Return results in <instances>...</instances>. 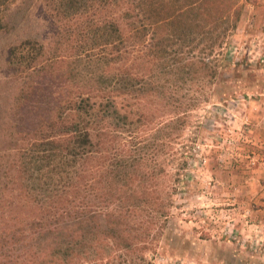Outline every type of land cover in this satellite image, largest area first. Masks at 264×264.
Returning <instances> with one entry per match:
<instances>
[{
    "label": "rangeland",
    "instance_id": "374dc122",
    "mask_svg": "<svg viewBox=\"0 0 264 264\" xmlns=\"http://www.w3.org/2000/svg\"><path fill=\"white\" fill-rule=\"evenodd\" d=\"M227 3L239 18L213 46L215 63L206 70L190 65L205 57L204 44L177 38L174 28L132 37L121 66L113 65L99 27L115 16L114 0L0 5V264L18 255V245L4 239L19 230V213L36 214L22 203L34 207L47 195L40 189L67 181L64 173L36 170L14 128L67 118L69 99L79 94L96 102L88 164L98 171L89 170L85 182L91 194L120 188L126 197L106 201L144 200L164 211L141 214L143 242L132 237L130 254L144 259L135 263L264 264V0ZM25 50L33 63L19 61ZM112 254L120 264L119 252Z\"/></svg>",
    "mask_w": 264,
    "mask_h": 264
},
{
    "label": "trees",
    "instance_id": "16d2710c",
    "mask_svg": "<svg viewBox=\"0 0 264 264\" xmlns=\"http://www.w3.org/2000/svg\"><path fill=\"white\" fill-rule=\"evenodd\" d=\"M7 1L0 0V5ZM230 4L227 0H114L116 9L119 11L124 8V11L118 13L115 9V16L102 19L99 28L104 43L101 46H110L109 50L113 54L111 62L120 67L125 54L122 48L129 39L135 36L142 39L146 29L166 31L167 28H174L178 31L177 38L204 44L202 52L205 57L196 55L190 65L198 70H206L210 64L215 63V60L209 61L213 55V46L221 45L223 38L238 21V11L229 9ZM22 44V47H25L28 42ZM17 49H11L10 54L13 55ZM25 51L20 52L19 61L33 63L35 55ZM219 55L218 53L213 57ZM218 61L220 60L217 59L216 62ZM70 98L73 99L67 101L69 107L65 113L73 116L72 119L60 115L56 123L47 119L48 126L14 128L13 135H23L27 139L28 147L22 150L30 151L27 155H32L29 160L38 163L36 170L46 167L50 174L60 176L64 173L67 181L63 185L54 184L53 188L40 189L42 196L44 191L47 195L34 207L29 205L28 201L22 203L21 209H28L29 212L34 210L36 214L31 217L27 213H19V230L4 237L6 244L18 245V255L3 264H118L115 258L113 259L112 252H119L120 264H137L136 259L140 261L144 257L141 255L139 258H132L130 246L136 243L132 237L135 241L143 242L145 228L139 222L141 214L150 213L155 218L164 214L162 209L151 210V205H145L144 200L135 205L126 204L125 201L129 199L123 200L119 196L116 201L107 202L108 195L127 196V191L120 188L109 187L111 191L106 194L100 193L98 189L97 194H91L93 186L85 185V182L93 178L92 171L89 170L94 168L93 171H98L95 166L88 164L95 159L91 118L93 119L96 102L92 101L89 95L79 94ZM20 139L23 140L22 137ZM14 142L16 140L11 141V144ZM11 168L14 170L17 166L11 165L9 169ZM124 174L128 175L129 172ZM46 177L48 178L47 175ZM11 192H14V189H11ZM128 193L134 194V191L128 190ZM137 195L139 194L134 197ZM95 200L106 205H99ZM113 202L116 203L114 206ZM124 211L127 215H124ZM128 214H134L138 219L134 220ZM131 232L134 236H131ZM88 235H91V238ZM13 250L15 249L10 248L4 255L6 260L12 257L9 252Z\"/></svg>",
    "mask_w": 264,
    "mask_h": 264
}]
</instances>
